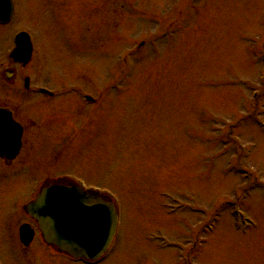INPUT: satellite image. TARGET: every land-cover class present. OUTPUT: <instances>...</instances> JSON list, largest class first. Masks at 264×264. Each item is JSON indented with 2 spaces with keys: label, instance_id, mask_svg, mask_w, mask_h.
I'll use <instances>...</instances> for the list:
<instances>
[{
  "label": "rangeland",
  "instance_id": "obj_1",
  "mask_svg": "<svg viewBox=\"0 0 264 264\" xmlns=\"http://www.w3.org/2000/svg\"><path fill=\"white\" fill-rule=\"evenodd\" d=\"M11 23L38 83L99 100L59 175L115 200L101 264H264V0H16ZM33 181L0 185V252L19 246Z\"/></svg>",
  "mask_w": 264,
  "mask_h": 264
},
{
  "label": "flooded vegetation",
  "instance_id": "obj_2",
  "mask_svg": "<svg viewBox=\"0 0 264 264\" xmlns=\"http://www.w3.org/2000/svg\"><path fill=\"white\" fill-rule=\"evenodd\" d=\"M3 27L7 25H0V29ZM13 47L11 35L0 32V137L4 136L1 141L10 140L8 146L0 147V185L28 178L39 185L38 189L52 183L87 184L81 176L71 173L59 175V167L68 156L76 153L79 140L92 130L94 114H99L92 110V105L98 102L92 99L90 103L85 102L86 96L77 95L76 83L67 82L68 85L62 87L38 83L34 79L35 72L31 70L32 62L23 64L11 58ZM4 116L10 120V127L3 123L6 120ZM100 117L97 116L95 121L98 122ZM30 172L35 176H29ZM38 189L31 192L29 201L36 197ZM21 211L19 226L30 224L36 235L38 224L23 207ZM37 242L41 240L35 236L28 246L22 244L13 246L15 249L11 252H0V264L11 262V257L17 259V264H39V261L47 264H94L76 261L67 255L66 260L61 261L58 248L44 244L49 252L39 255L35 250ZM3 243L5 240L0 237V245Z\"/></svg>",
  "mask_w": 264,
  "mask_h": 264
},
{
  "label": "water",
  "instance_id": "obj_3",
  "mask_svg": "<svg viewBox=\"0 0 264 264\" xmlns=\"http://www.w3.org/2000/svg\"><path fill=\"white\" fill-rule=\"evenodd\" d=\"M12 13V0H0V23L8 22ZM18 40L12 55L20 60L26 52L29 60L30 38L21 34ZM8 122L11 123L6 119L3 123L10 127ZM29 209L41 223L46 241L75 257H99L107 250L116 230L117 211L113 203L78 188H52L41 194Z\"/></svg>",
  "mask_w": 264,
  "mask_h": 264
}]
</instances>
